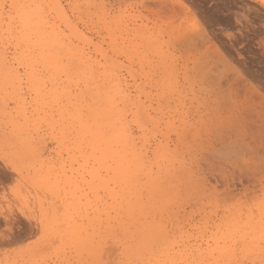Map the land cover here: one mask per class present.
<instances>
[{"label":"rangeland","instance_id":"1","mask_svg":"<svg viewBox=\"0 0 264 264\" xmlns=\"http://www.w3.org/2000/svg\"><path fill=\"white\" fill-rule=\"evenodd\" d=\"M0 54V264H264V4L0 0Z\"/></svg>","mask_w":264,"mask_h":264},{"label":"bare ground","instance_id":"2","mask_svg":"<svg viewBox=\"0 0 264 264\" xmlns=\"http://www.w3.org/2000/svg\"><path fill=\"white\" fill-rule=\"evenodd\" d=\"M258 1L260 3H262V4H264V0H258ZM55 3H56V8H57L58 7L57 6V1ZM60 4L61 3H59V5ZM180 4L182 5L181 2H180ZM61 7L63 8V6H61ZM62 8L58 7V10L60 11V10H62ZM62 11L65 12L64 9ZM62 11L60 12V14L62 13ZM66 19H68V18L66 17ZM66 19H64V20L67 22V24L71 22V20L68 21ZM71 24H72V22L70 23V25ZM73 24H75V23H73ZM67 26L69 27V25H67ZM73 27H77V26L75 25ZM73 27L70 26L72 33L73 32L75 33L76 31H73V30H75L76 28L74 29ZM77 30H78V32L75 33V34H77V36L75 35L76 37L79 36V38H81V36H84V37L86 36V35H84V33L80 29L77 28ZM51 37H53V32H52V36ZM82 39H84V38H82ZM88 39L90 40L89 42L91 43L92 39H90V38H88ZM85 40H86L87 43H89L87 38H85L84 41ZM43 44H44V46H42V47H44L43 49H45V50H44V52L42 51L43 53L41 52L42 54H44V56H42V54H41V57L42 58L44 57V59L46 60V64H48V67H52V68H55V69H62V67L64 66V65H62V63H63V61L65 60L66 57L74 58V60L79 61L85 55L82 52V50H80V52H78V48L76 49L75 47H73V48L76 49L74 51V50H71L69 48V46L66 47L65 44L62 42V37H61V40H60L59 33L55 34L54 39L48 40L47 42H44ZM95 45H97V43H95ZM99 46H101V45H99ZM97 51H99V50H97ZM0 60H1V58H0ZM4 63H5V61H4ZM116 84H117V87L120 86L119 82H116ZM112 97H113L112 95H107L105 98L102 99L103 100L102 102H97V103H104V105H105L104 109H102L101 111L95 112V110L92 109V113H93L94 120H95L96 123L101 124L102 122H104L105 124H110V117L112 116V111H113V106H114V101H113ZM134 155H135V153L133 151L132 152V156H134ZM131 176H133V175H131ZM126 182L129 185H131V186L134 184L132 178L126 179Z\"/></svg>","mask_w":264,"mask_h":264}]
</instances>
